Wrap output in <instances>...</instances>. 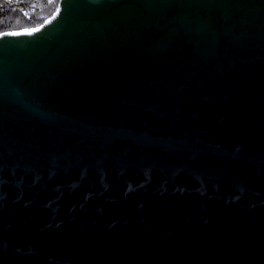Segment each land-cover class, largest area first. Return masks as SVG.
I'll use <instances>...</instances> for the list:
<instances>
[{
	"label": "water",
	"instance_id": "1",
	"mask_svg": "<svg viewBox=\"0 0 264 264\" xmlns=\"http://www.w3.org/2000/svg\"><path fill=\"white\" fill-rule=\"evenodd\" d=\"M0 264H264V0L0 32Z\"/></svg>",
	"mask_w": 264,
	"mask_h": 264
},
{
	"label": "trees",
	"instance_id": "2",
	"mask_svg": "<svg viewBox=\"0 0 264 264\" xmlns=\"http://www.w3.org/2000/svg\"><path fill=\"white\" fill-rule=\"evenodd\" d=\"M58 0L48 7L46 0H0V32L41 24L54 11Z\"/></svg>",
	"mask_w": 264,
	"mask_h": 264
},
{
	"label": "rangeland",
	"instance_id": "3",
	"mask_svg": "<svg viewBox=\"0 0 264 264\" xmlns=\"http://www.w3.org/2000/svg\"><path fill=\"white\" fill-rule=\"evenodd\" d=\"M46 1H47V4H48V7H50L53 4V2H54V0H46Z\"/></svg>",
	"mask_w": 264,
	"mask_h": 264
}]
</instances>
